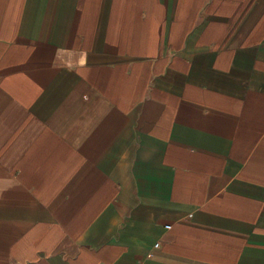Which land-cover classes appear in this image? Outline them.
<instances>
[{
    "label": "crops",
    "instance_id": "obj_1",
    "mask_svg": "<svg viewBox=\"0 0 264 264\" xmlns=\"http://www.w3.org/2000/svg\"><path fill=\"white\" fill-rule=\"evenodd\" d=\"M0 264H264V0H0Z\"/></svg>",
    "mask_w": 264,
    "mask_h": 264
}]
</instances>
